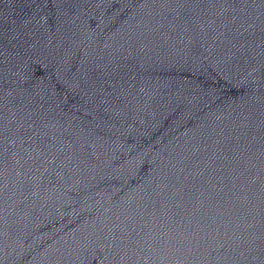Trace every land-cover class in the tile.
I'll use <instances>...</instances> for the list:
<instances>
[{
  "label": "water",
  "instance_id": "95a60500",
  "mask_svg": "<svg viewBox=\"0 0 264 264\" xmlns=\"http://www.w3.org/2000/svg\"><path fill=\"white\" fill-rule=\"evenodd\" d=\"M0 264H264V0H0Z\"/></svg>",
  "mask_w": 264,
  "mask_h": 264
}]
</instances>
